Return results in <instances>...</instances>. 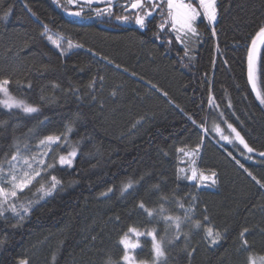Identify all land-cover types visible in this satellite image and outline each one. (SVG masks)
Listing matches in <instances>:
<instances>
[{"label": "trees", "instance_id": "trees-1", "mask_svg": "<svg viewBox=\"0 0 264 264\" xmlns=\"http://www.w3.org/2000/svg\"><path fill=\"white\" fill-rule=\"evenodd\" d=\"M82 2L0 0V80L17 101L38 108L0 104V164L8 167L16 146L21 152L60 137L41 175L10 201L30 212L0 216V264H124L120 240L130 227L155 231L159 264L264 257V104L247 76L264 0H216V22L198 19V35L183 43L170 27L158 28V14L135 23L132 0ZM258 69L264 93V46ZM228 124L254 151L221 139L216 127L230 132ZM193 148H201L197 166L216 172L213 186L180 175L181 150ZM72 151V166L59 164ZM52 176L60 183L43 196L36 189L51 188ZM162 216L179 217L180 228ZM208 228L220 233L215 244ZM141 244L138 260L151 263V237Z\"/></svg>", "mask_w": 264, "mask_h": 264}, {"label": "snow or ice", "instance_id": "snow-or-ice-1", "mask_svg": "<svg viewBox=\"0 0 264 264\" xmlns=\"http://www.w3.org/2000/svg\"><path fill=\"white\" fill-rule=\"evenodd\" d=\"M73 0H69V3H72ZM86 3L91 4L92 0H85ZM199 8L193 6L191 2H186V0H132L130 4L131 10H136V14L132 17L135 23L144 26L145 20L150 19L153 14H158L161 16L163 22L158 26V28L163 31L166 26L170 27L173 32L176 33L175 39L183 43L181 39V35L187 36L198 35L195 24L198 19H206L209 24H214L217 19V11H216V0H198ZM125 10H128V6H124ZM111 12V8L108 9ZM143 14H140V13ZM74 15H80L79 12L73 13ZM117 19H122L127 21L129 16H118ZM46 30L47 27L45 26ZM213 34L215 33V28H212ZM52 44H54L57 48H60V44L55 40H52L51 37H48ZM79 47V45H77ZM261 46H264V26H261L254 36L251 37V44L248 47L247 51V76L248 80L251 83L253 91H255L256 98L260 101L261 104H264V93H262L259 89H257L256 84V71H257V63L261 60ZM68 47H73L71 41H68ZM61 54H63V49H61ZM9 84L7 79L0 80V93L6 97L3 101H0L6 108H21L25 113H36L38 112V108L27 105L23 101H17L13 96L9 94L8 88L6 87ZM165 95H167L165 93ZM212 103V101H209ZM203 127V125H201ZM228 128L235 133L234 138H230L229 136L221 135V139L229 141V143L234 140H238L240 144H243L245 148L248 149L249 152L254 151L248 144L245 142L244 138L241 134L231 125L228 124ZM70 131V129H69ZM216 131L222 132V130L217 126ZM60 141L59 136H47L39 141V146H44L50 148L53 143ZM27 148V145H25ZM182 151V150H181ZM43 155H47L44 153ZM231 155V153H229ZM264 156V152L261 153ZM76 156V152L72 151L68 154V157L60 156L59 164L72 166V158ZM23 160L24 164L27 166L29 170L32 169V164L29 162L28 158L20 156L19 146H16L15 153L11 156L10 160H7L6 163L8 165V170L5 171V167L3 164H0V185L3 183H7L11 190H6L3 186H0V216H3L5 210H10L14 215L19 216L20 219H23V214H28L30 212V207L26 206L25 203L20 204V211H18L15 203H10V200H16L18 198V193H23L25 189H28L30 185H32L33 180L36 177H39L41 173L39 171L34 172V174L29 173V171H22L19 175H17L15 170V163L18 160ZM35 159V158H33ZM38 165L44 166V160L39 159L36 161ZM47 168H52L54 165L48 164ZM243 167V165H241ZM183 171V170H181ZM251 175V174H250ZM215 173H212L211 176H204L200 174L197 176L195 171L192 172V175L187 177V179L196 180L199 179L201 182H206L208 180H214ZM255 179V177H253ZM51 188L45 189L44 185L41 184L39 188L36 189L37 192L42 193L43 196L50 195L53 190H55L57 184L60 181L57 180L55 176L51 177ZM259 183V181H257ZM131 183L125 185V189L130 188ZM166 199V198H165ZM194 199V198H193ZM32 201H28L27 204L30 205ZM139 207L149 216L152 217L154 215L153 209H148L145 207L143 202L140 203ZM180 207L183 208V204H180ZM191 209H189L190 211ZM161 215L165 211L163 206L159 209ZM165 221H172L175 224L177 229L180 228V218L179 217H171V216H162ZM187 212L185 219H187ZM207 219V218H205ZM197 228L200 227L199 222L195 225ZM247 229H244V232H247ZM128 233L134 234L136 237H140L145 235V233H141L137 228L130 227L128 229ZM128 233H125L120 240V243L123 245L124 255L121 257V260L124 264H144V262L136 261L134 255L130 254L132 251L140 247L138 242H132ZM147 236L151 237L152 240V249L154 251V259L158 260L160 257L164 256V252L162 249L161 242L156 239L155 231H149L146 233ZM207 237L211 238V242L215 244L217 240L220 238L219 232H213L211 228L206 229ZM244 233H241L243 236ZM244 245L248 244L247 240L243 241ZM24 264H27L25 261ZM250 264H255V260L250 258Z\"/></svg>", "mask_w": 264, "mask_h": 264}, {"label": "rangeland", "instance_id": "rangeland-1", "mask_svg": "<svg viewBox=\"0 0 264 264\" xmlns=\"http://www.w3.org/2000/svg\"><path fill=\"white\" fill-rule=\"evenodd\" d=\"M67 1L69 2V0H67ZM82 1H85V0H73V2L70 3V4L72 6H76V7L80 6L81 7V6L85 5V4H83ZM109 1L110 0H108V1L107 0H92V3H97L98 4L99 2L106 3V2H109ZM186 2H191L193 4V6L199 8L198 0H186ZM215 7H216V5H215ZM216 11H217V7H216ZM195 27H196V24H195ZM183 36L184 35H181V39H182ZM261 50H262V46H261L260 51ZM258 68H259V62L257 63V71H256L257 89H259V79H258L259 69ZM4 99H6V97L3 95V100ZM203 131H204L205 134H207V131H206L205 128L203 129ZM219 134L225 135V136H229L230 138H234V136H235V133H233L232 130L230 132H228V131L226 132V131L222 130V132H219ZM223 141H227V140H223ZM227 142H229V141H227ZM56 143H53L50 148L44 147V146H39V143H38L37 145H35L33 148H30L29 150L21 151L20 152V156L28 158L29 162L32 164V169L29 170L27 168V166L24 164V161L22 159L18 160L15 163V170H16L17 175H19L22 171H29L30 175L34 174V172H36V171L41 172L42 168L46 164V160H47L48 156L51 153L50 151L52 150V147ZM200 152H201V148H193V149H190V150H182L181 151V157H182V163L183 164H181L180 167H179L180 168V171H179L180 175L184 176V177H189V176L192 175L193 171H195L197 173V176H199L200 174H203L204 176H211L212 173H215L214 180H215V183H216L217 182V177H216V172L214 170L211 171V170H205V169H202V168L200 169L197 166V161H198V158L200 157L199 156ZM44 153H47V155L46 156L43 155ZM33 158H35V159H33ZM39 159H43L44 160V166H40V165L37 164L36 161L39 160ZM7 170H8V167L5 168V171H7ZM181 170H183V171H181ZM189 181L195 182L197 187H199V188L210 187V186H213L215 184V183L212 182V180H208L206 182H201L199 179H196V180L189 179ZM0 186H3L6 190H9V191L11 190L10 186L7 183H3ZM140 232L144 233L143 231H140ZM128 237H129V239L132 242H138L140 247L142 245L141 244V239H143V240L146 239V235L145 236L142 235L140 237H134L133 235L130 234ZM161 245H162V243H161ZM135 252H136V249L134 251H132L130 254L135 256L136 261L141 262L137 258V255H136L137 252L136 253ZM153 254H154V251H153ZM162 257H160L158 260H156V259L152 260L151 263L149 261H146V260H142V262H144V264H159V261L161 260ZM255 264H264V257L257 258L256 261H255Z\"/></svg>", "mask_w": 264, "mask_h": 264}]
</instances>
